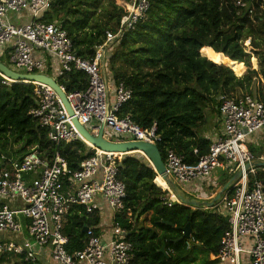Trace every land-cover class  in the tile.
<instances>
[{
	"label": "trees",
	"instance_id": "16d2710c",
	"mask_svg": "<svg viewBox=\"0 0 264 264\" xmlns=\"http://www.w3.org/2000/svg\"><path fill=\"white\" fill-rule=\"evenodd\" d=\"M130 1L111 0L106 6L103 0H52L42 19L67 30L78 55L90 58L95 46L105 41L106 32L118 30L120 18L130 10ZM150 1L145 18L111 43L107 55L113 82L124 81L133 89L132 97L118 113L131 116L144 128L156 124L164 160L166 148H170L187 163L197 164L216 139L201 134V130L208 108L220 116L219 94L236 97L249 93L264 99V0ZM248 39L250 51L260 57L259 69L252 67L251 54L246 52L244 42ZM57 80L72 92L86 89L89 77L84 71L73 70ZM35 105L34 84H0V157L22 159L36 151L50 159L60 152L70 166L77 167L94 154V149L80 139L60 145L52 142L48 130L30 114ZM249 147L256 155L264 151L263 146ZM7 167V163L0 162V170ZM225 173L219 177L215 194L233 176ZM257 175L264 181V168H259ZM118 177L127 188L126 210L118 218L129 229L135 264L218 263L210 255L218 253L231 228L226 215L217 212L216 207L186 203L167 206L163 197L170 195L168 184L144 155H123ZM233 189L225 192L229 195ZM147 214L151 225L145 224L148 218L141 220ZM128 216L133 219L131 223ZM100 224L98 213L86 214L85 207L71 210L65 225L68 250L83 249V228L94 226L99 233ZM187 226L191 228L189 238L184 232ZM191 237L194 240L188 247ZM9 255L13 256L10 261ZM4 262L29 264L24 255L2 252L0 264Z\"/></svg>",
	"mask_w": 264,
	"mask_h": 264
},
{
	"label": "built area",
	"instance_id": "2783aa9c",
	"mask_svg": "<svg viewBox=\"0 0 264 264\" xmlns=\"http://www.w3.org/2000/svg\"><path fill=\"white\" fill-rule=\"evenodd\" d=\"M51 3L52 0H0V49L8 47V60L18 72L47 74L44 55L50 53L60 61L55 78L80 70L87 73L89 82L86 89L72 92L60 84L66 91L73 116L55 89L33 82L36 105L30 114L48 130L49 139L56 145L78 139L87 143L73 122L76 117L91 133L97 134L104 123L107 137L143 140L159 146L162 137L156 124L144 128L131 116L119 115L123 104L132 97L133 89L124 81L115 84L111 79L110 82L105 68L111 43L136 28L150 10L151 1L131 0L130 10L120 18L118 30L107 31L105 41L95 46L90 58L78 55L67 30L42 19ZM23 11H30L33 19L22 25L10 19V13ZM12 82L13 79L0 73V84ZM217 100L223 126L221 135L215 137L197 164L187 163L182 155L166 148V171L175 182L187 184L208 180L217 169H225L233 176L242 170L232 193L222 197L231 228L223 237L220 250L211 258L219 264H241V254L246 253L250 264H264V181L257 175L260 167L253 165L264 161V151L256 155L249 147L253 135L260 134L264 141V99L245 93L236 97L219 94ZM91 148L94 154L77 167L70 166L60 152L50 159L36 151L22 159L0 157L1 163L8 164L0 170V233L22 236L19 242L1 241L2 252L24 255L29 264H41L39 254L45 248L59 264H135L136 251L128 238L129 229L118 218L126 210L127 198L126 184L118 177L122 157L95 146ZM194 152L198 153V149ZM169 192V196L163 197L167 206L182 203ZM104 200L112 209L110 224L100 226L99 233L94 226H88L84 248L69 251V236L65 233L68 214L85 207L86 214L98 213L100 217ZM245 238L251 241L248 248ZM193 240L191 237L187 241L188 247Z\"/></svg>",
	"mask_w": 264,
	"mask_h": 264
},
{
	"label": "water",
	"instance_id": "95a60500",
	"mask_svg": "<svg viewBox=\"0 0 264 264\" xmlns=\"http://www.w3.org/2000/svg\"><path fill=\"white\" fill-rule=\"evenodd\" d=\"M0 73L6 75L10 79H13L14 82H41L50 85L59 94L69 114L72 116L74 115V111L67 97L66 91L62 89L55 76L45 73L18 72L2 61H0ZM73 122L79 132L83 135V137L93 146L101 150L119 153L120 155H125L133 152L142 153L150 161L157 174L164 180H166V182L168 183V189L172 191L182 201V203H186L188 205L205 206L208 208L213 207L215 202L221 199L222 194L228 188L233 186L235 181L240 178V175L242 173V170L237 171V173L231 177V179L222 187L216 197H214L211 201H203L196 198L191 199L185 195V191L167 173L164 158L158 145L143 140H112L105 135L106 130L104 123L102 124L99 132L95 134L91 133L84 125H82L76 117L73 118ZM253 165L256 167L264 168V161H257ZM165 222L173 225V223L171 222ZM87 229L88 226H85L83 228V232H85ZM184 232L185 236L189 238L191 234V228L187 226L184 229Z\"/></svg>",
	"mask_w": 264,
	"mask_h": 264
},
{
	"label": "crops",
	"instance_id": "0c3cea01",
	"mask_svg": "<svg viewBox=\"0 0 264 264\" xmlns=\"http://www.w3.org/2000/svg\"><path fill=\"white\" fill-rule=\"evenodd\" d=\"M10 19L14 23H18L19 25H22L24 23H27V22L31 21L33 19V14L30 11H23V12H20V13H10ZM7 48L8 47L1 48V50H0V52H1L0 53V59H3V60L6 59V60H8V52H9V50ZM44 59H45L46 64H47L46 73L49 72L51 75H53V76L56 77L57 76V73L59 71V68H60V61H59V59L55 55L50 54V53H46L44 55ZM2 62H4V61H2ZM8 62H9V60H8ZM4 63H6V62H4ZM111 97H112V100L115 97L114 90H112ZM221 132H222V128H220L219 133L217 135H214L212 138H215L216 136H220L221 135ZM263 142L264 141L260 138V134H257L255 136L253 135L250 138V140H249V144H253L254 146H260V147L263 146L262 145ZM219 170H221V169H219ZM222 170L225 171V169H222ZM224 174H226V173H224ZM220 175H221L220 173H217V172L214 173L212 180H210L209 183H207V184L210 185V188H212L211 189L212 192H209V194H208L211 197L209 199H207V200H204L203 199V201H211L219 193L218 192L217 194H215V191L217 189V183L220 181V178H219ZM205 181H207V179L206 180H198V181L191 182V183H187V184H182V186L184 188L183 187H181V188L185 191V195H186V193L190 195L189 192H197L198 194H200V196H204L205 195V192L203 191L202 183H204ZM223 194H226V192H224ZM223 194H222V196H223ZM201 199L202 198H199V200H201ZM222 203L223 202H222V197H221L220 200H218V201L215 202V204H214L213 207H209V208H214V207H217L218 205H223ZM206 208H208V207H206ZM219 213H221L223 215L226 214L225 210L224 211H221ZM100 217H101V224H100V226H104V225L110 224V221L112 219V209L110 208V206L108 205L107 201H105V200L102 203V213H101V216ZM129 218H132V217L128 216V219ZM244 244H245V247L248 248V247L251 246V241L248 238H245L244 239ZM214 254H216V253H213V254L210 255V259L211 260H214V259L211 258V256L214 255ZM39 256H40V262H41V264H59L58 262L54 261L51 258L50 254H49V252H48V250L46 248L42 251V253L40 252ZM217 264H219V262ZM222 264H230V263L227 262V263H222ZM241 264H250V257L246 253H242L241 254Z\"/></svg>",
	"mask_w": 264,
	"mask_h": 264
},
{
	"label": "rangeland",
	"instance_id": "374dc122",
	"mask_svg": "<svg viewBox=\"0 0 264 264\" xmlns=\"http://www.w3.org/2000/svg\"><path fill=\"white\" fill-rule=\"evenodd\" d=\"M116 1L118 2L119 0H116ZM103 2L106 6H108L111 3V0H103ZM99 11H103V8ZM250 41H251V39H248L244 42V45L246 47V52L251 54L250 61H251L252 67L254 69H259L260 57L258 56L257 53L250 51V47H249ZM109 51H110V47L108 48L107 53H109ZM4 62H6V64L9 65L11 68L16 69L11 63L8 62V60L4 59ZM120 63L123 64L125 62L123 60H121ZM105 68L107 70L109 81L111 82V79H112V76L110 75L111 66H110V62H109V60H107V58H106V62H105ZM111 89H114V86H111ZM222 127L223 126H222V123L219 119L218 113H216V111H213L211 108H208L207 109V120H206V123H205L203 129L201 130V134H204L207 137H213L214 135H217L219 133L220 128H222ZM108 137L112 138V139L116 138L115 136H110V135H108ZM126 138L128 139V136ZM133 154L138 155V156L143 155L142 153H139V152H133ZM119 156L123 157V155H119ZM216 172L220 173L221 175L225 173V171L222 169L221 170L217 169L216 171L213 172V174ZM213 174H212V177L210 179H208L207 181L202 183V188H203V191L205 192L204 196H200V194H198L197 192H189V193L193 196H197L199 198H202L201 200L209 199L211 196L208 194H209V192H212L211 191L212 188H210V185L207 183H209V181L212 180ZM177 184H179V186L183 187L181 183L177 182ZM18 205H21V203L19 202ZM215 210L218 212H221V211H224L225 208L223 207V205H218L215 208ZM147 218H148V221L145 220ZM149 219H150V214H147V216L146 217L144 216L141 220L143 222L145 220L146 225H151L149 222ZM21 239H22V236L20 234H15V233H11V232L0 233V242L1 241H13V240L19 242V241H21ZM1 253H2V251L0 250V254ZM12 257H13L12 255H9V257H8L9 261L12 259ZM3 264H9V262H4Z\"/></svg>",
	"mask_w": 264,
	"mask_h": 264
},
{
	"label": "bare ground",
	"instance_id": "6f19581e",
	"mask_svg": "<svg viewBox=\"0 0 264 264\" xmlns=\"http://www.w3.org/2000/svg\"><path fill=\"white\" fill-rule=\"evenodd\" d=\"M84 140H85L89 145L93 146V145H92L90 142H88L85 138H84ZM118 154H119V153H115L116 156H118ZM160 177H161V176H160ZM161 179H162L163 182L167 183L166 180H164L162 177H161ZM167 184H168V183H167Z\"/></svg>",
	"mask_w": 264,
	"mask_h": 264
},
{
	"label": "clouds",
	"instance_id": "9594fccd",
	"mask_svg": "<svg viewBox=\"0 0 264 264\" xmlns=\"http://www.w3.org/2000/svg\"><path fill=\"white\" fill-rule=\"evenodd\" d=\"M168 189V188H167Z\"/></svg>",
	"mask_w": 264,
	"mask_h": 264
}]
</instances>
